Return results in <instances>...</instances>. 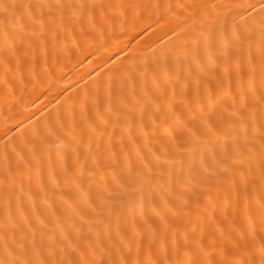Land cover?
Returning a JSON list of instances; mask_svg holds the SVG:
<instances>
[{
	"label": "snow or ice",
	"instance_id": "snow-or-ice-1",
	"mask_svg": "<svg viewBox=\"0 0 264 264\" xmlns=\"http://www.w3.org/2000/svg\"><path fill=\"white\" fill-rule=\"evenodd\" d=\"M0 89V264H264V0H0Z\"/></svg>",
	"mask_w": 264,
	"mask_h": 264
},
{
	"label": "bare ground",
	"instance_id": "bare-ground-1",
	"mask_svg": "<svg viewBox=\"0 0 264 264\" xmlns=\"http://www.w3.org/2000/svg\"><path fill=\"white\" fill-rule=\"evenodd\" d=\"M161 2H164V0H161ZM173 3L177 2V0H172ZM75 55H73V60H75ZM88 71V68L87 67H84V68H80L78 67L77 69H74L73 72L71 73V80H75L76 77L81 74L82 72H86ZM69 80V77H65L64 80L60 81V87H64L65 86V83ZM75 85H73L74 87ZM17 94H19V89L17 90ZM33 97L31 95H29L27 93V91L25 92V101H28V100H31ZM11 99V98H9ZM41 99L43 100L44 98L41 97ZM4 92L2 89H0V129H2L3 127V120H4V117L8 116L10 113L8 112L7 108L4 106ZM23 103V102H22ZM54 103V101H53ZM26 107L29 108V109H32L33 108V105L32 104H26ZM18 109H21V106L20 105H17V108L13 109V112H16ZM22 110V109H21ZM37 115H39V113H37Z\"/></svg>",
	"mask_w": 264,
	"mask_h": 264
}]
</instances>
